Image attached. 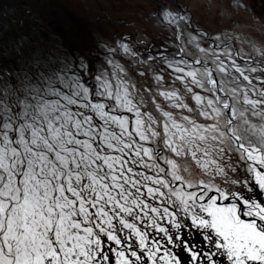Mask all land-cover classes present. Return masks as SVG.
<instances>
[{
	"label": "snow or ice",
	"instance_id": "snow-or-ice-1",
	"mask_svg": "<svg viewBox=\"0 0 264 264\" xmlns=\"http://www.w3.org/2000/svg\"><path fill=\"white\" fill-rule=\"evenodd\" d=\"M151 18L0 65V264H264V29Z\"/></svg>",
	"mask_w": 264,
	"mask_h": 264
},
{
	"label": "rangeland",
	"instance_id": "rangeland-1",
	"mask_svg": "<svg viewBox=\"0 0 264 264\" xmlns=\"http://www.w3.org/2000/svg\"><path fill=\"white\" fill-rule=\"evenodd\" d=\"M45 0H0V65H8L12 68L18 69L21 67L20 56L16 53L14 48L15 41L21 37H26L24 44L25 52L32 50H40L43 54H51L53 58H72L69 51L70 46L67 40H64L55 31H50L48 25L42 21V17L46 15V10L43 7ZM52 2L65 1L66 5L74 6L76 9H81L85 15L82 18H87L86 14H91L93 19L96 8L99 13V6L93 0H50ZM155 0H101L102 3L108 5L109 16L115 18L129 19L134 15L142 16L143 13L137 10L142 5V11L149 10L153 12L156 7ZM181 4L190 6L192 12L195 13L196 18L203 24L205 30L215 35L219 30L233 28L238 31L254 35L259 38L261 29H264V0H242L247 6L245 8L232 7L233 0H178ZM123 3H127L124 7V12L127 16L122 15L116 8L122 7ZM93 14V15H92ZM130 15V16H129ZM89 16V17H90ZM145 17H148L145 15ZM45 18V17H44ZM52 20L53 17H50ZM96 19V18H95ZM93 19L96 25L90 23L81 26L77 30V35L80 40L85 43L80 51L91 52L93 55L100 52L99 45L103 42H111L113 40L112 29L108 24L98 25V22ZM139 27L140 36L156 35L154 31L146 28V22H142L133 18ZM53 29V28H52ZM154 32V33H153ZM53 33L54 36L51 34ZM154 34V35H153ZM97 60L96 63H98ZM71 75V73H69Z\"/></svg>",
	"mask_w": 264,
	"mask_h": 264
},
{
	"label": "flooded vegetation",
	"instance_id": "flooded-vegetation-1",
	"mask_svg": "<svg viewBox=\"0 0 264 264\" xmlns=\"http://www.w3.org/2000/svg\"><path fill=\"white\" fill-rule=\"evenodd\" d=\"M98 6H99V13L97 14L96 8H93L95 10V14L93 15V19H95L98 22V25L108 24L109 27L112 29L113 33V39L121 34H131L133 37L140 35L141 27L138 26L137 22L133 19L136 18L138 20H141L142 22H146V28L150 29L151 31H154L158 37H166L167 32L155 25V21L151 18V13L149 10L147 12L142 11V8H145L144 6L140 5L137 10L143 13L142 16H138L137 14H132L134 17L129 19H124L122 17L115 18L112 16H109V7L108 5L101 2V0H93ZM156 3L155 10L160 9L162 6H171L175 8L177 5H181L184 8L188 10L190 13L195 26H199L201 29H204L203 22L201 23L197 18L194 12L191 11L190 6L181 4L178 2V0H155ZM43 7L46 10V15H44V19L46 24L49 27V30L55 31L59 34V36L65 40H67V43L71 47L69 51L70 56L74 58L78 54H84L87 55V53L91 52L89 49H87V52L80 51V49L84 46L85 43H83L79 36L77 35V30L80 28L78 27V24H81V26H85L86 24H94L91 14H86L87 18H82L85 13L82 12L81 9H76L74 6H68L66 5L65 1L60 2H52L50 0H45L43 2ZM124 7H127V3H123L122 7L116 8L115 10H119V12L122 13V15L127 16V14L124 12ZM154 11V10H153ZM147 15L148 17H145ZM90 16V17H89ZM130 16V15H129ZM50 17H53L51 20ZM43 19V21H44ZM53 28V29H52ZM153 32V33H154ZM63 39V40H64ZM94 62H97L98 58L93 55Z\"/></svg>",
	"mask_w": 264,
	"mask_h": 264
},
{
	"label": "trees",
	"instance_id": "trees-1",
	"mask_svg": "<svg viewBox=\"0 0 264 264\" xmlns=\"http://www.w3.org/2000/svg\"><path fill=\"white\" fill-rule=\"evenodd\" d=\"M43 19H44V16L42 17V21H43ZM44 22V21H43ZM53 36H54V34L53 33H51ZM55 37V36H54Z\"/></svg>",
	"mask_w": 264,
	"mask_h": 264
},
{
	"label": "water",
	"instance_id": "water-1",
	"mask_svg": "<svg viewBox=\"0 0 264 264\" xmlns=\"http://www.w3.org/2000/svg\"><path fill=\"white\" fill-rule=\"evenodd\" d=\"M195 26V25H194ZM202 30H204V29H202Z\"/></svg>",
	"mask_w": 264,
	"mask_h": 264
}]
</instances>
